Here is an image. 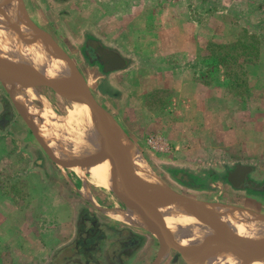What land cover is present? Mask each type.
<instances>
[{"label": "rangeland", "instance_id": "374dc122", "mask_svg": "<svg viewBox=\"0 0 264 264\" xmlns=\"http://www.w3.org/2000/svg\"><path fill=\"white\" fill-rule=\"evenodd\" d=\"M22 1L23 12L69 56L98 103L163 184L187 197L240 204L235 207L264 215V193L259 192L264 191V87L251 86L248 78H226L218 61L224 53L213 47L236 41L252 26L264 38V0ZM17 15L24 16L20 11ZM7 24L20 31L17 24ZM174 33L179 51L169 45L161 48L171 43L166 35ZM220 34L223 38L213 39ZM93 41L120 55L116 69L106 71L86 57ZM206 86L225 90L227 108L217 104L222 103L218 96L206 95ZM36 90L58 116L77 113L54 90ZM28 97L27 91H14L0 82V125L7 126L0 132V264L78 262L72 250L78 223L85 217L99 221L109 236L104 246L107 264H112V257L125 259L123 264H154L160 239L113 216L111 211L123 206L119 195L99 189L89 174L77 175L78 168H67L46 150L27 124L31 116L14 101ZM30 102L28 108L32 102L40 104L32 97ZM249 104L257 106L251 109ZM236 128L242 129L238 149ZM236 166L250 169L259 191L248 195L227 185V173ZM187 180L206 189L185 187ZM86 186L91 198L84 192ZM86 226L90 227L88 221ZM112 229H130L146 241L125 256L121 243L129 233L118 235ZM144 242V252L135 258ZM159 264L188 263L170 250Z\"/></svg>", "mask_w": 264, "mask_h": 264}, {"label": "bare ground", "instance_id": "6f19581e", "mask_svg": "<svg viewBox=\"0 0 264 264\" xmlns=\"http://www.w3.org/2000/svg\"><path fill=\"white\" fill-rule=\"evenodd\" d=\"M0 4L7 6L5 12L10 21L21 25V31H18L4 22V16L0 14V60L26 65L34 71L31 79L15 76V71L5 72L4 77L16 85L15 89L27 91L29 97L23 100L24 108L31 116V124L39 126L37 130L42 134L49 152L67 168H78L74 171L77 175L84 178L85 173L89 174L91 183L99 189L106 193L114 191L119 195L123 206L118 204L111 211L113 216L130 226L150 231L138 205L133 203L126 188L124 189L120 167L109 159H104L105 145L96 128L99 123L98 115L91 106L79 102L80 94L76 90L82 86L80 79L46 32L41 29L36 31L33 23L25 20V16L17 15V12L25 11L22 0H0ZM37 87L54 90L65 101H70L77 113L68 117L58 116L49 100L36 90ZM31 97L40 104L32 102L31 108H28ZM21 101L22 99L19 100ZM33 117L42 125L35 122ZM122 145L124 151L131 156L135 178L159 183L160 180L154 173L144 166L145 162L141 157L130 150L129 142L122 139ZM84 192L91 198L88 186ZM149 196L163 199L165 194L152 192ZM158 213L181 247L196 250L202 247L207 237L212 236L216 240L217 245L210 248L207 260L205 258L206 264H264V261H245L230 251L238 239L264 241L262 214L220 203L209 204L198 214L186 203L160 207Z\"/></svg>", "mask_w": 264, "mask_h": 264}, {"label": "water", "instance_id": "95a60500", "mask_svg": "<svg viewBox=\"0 0 264 264\" xmlns=\"http://www.w3.org/2000/svg\"><path fill=\"white\" fill-rule=\"evenodd\" d=\"M6 9L7 6L5 4H0V14L4 16V22L6 21V23L8 22L14 26H16L17 24L20 28L19 30L21 31V25L18 22L12 23L9 20V16L6 15L5 12ZM22 14L25 16V20H27V22L29 23L33 22L30 18L28 19V15L26 16V14L23 12ZM33 25L36 31H39V29H41L35 24V22H33ZM41 30L44 31L43 29ZM45 34H47L50 37L52 43L57 47L58 50L61 51L66 62L70 65L72 70L80 79L82 86L76 90L80 94L79 102L86 103L89 106H91L94 112H96V114L98 115L99 123L97 124L96 128L101 138L103 139L102 141L104 142L105 145L104 159H109L110 161H112L113 164H116L120 167L124 189L126 188V191L129 194L130 198L132 199L133 203L135 205H138V208L140 209V211L142 212V214L146 219L150 231L154 235H156L161 241V249L159 251L157 260L155 261L154 264H159L164 259L166 253L170 250H174L178 252L181 255V257L184 259V261L188 264H206V260H207V256L209 255L210 248L213 245H217L216 240L212 236L207 237L202 247L196 250L181 247L170 233L166 225V222L159 215L158 210L160 207L163 206L186 203L194 208L195 214H198L201 211H203L206 207H208L209 204L212 203L187 197L175 191L166 184H163L161 181L159 183H151L146 181H139L135 178V169L131 160V156L124 151L122 145V139L127 140L131 147L130 150H132L133 153L141 157V159L145 162L146 167L148 169H150L151 171L153 170L149 167L145 159L142 157L140 151L137 149L134 143L128 138L127 134L122 129V127L116 122L114 117L98 103V101L96 100V98L94 97V95L90 90L88 82L86 81L82 73L78 70V68L73 63V61L68 57V55L67 57L70 60L67 59L65 52L57 45L54 39L47 32ZM88 44L89 47L101 57V59L106 60L111 58L116 60H122L120 59L121 58L120 55H118L114 51L110 52L106 50L97 41H93L92 43H88ZM106 70H109L108 66H106ZM7 71H15V76H18L20 78L31 79L34 75L33 69L26 65L11 63L8 61H4L3 59L0 60V82H2L4 85L8 86L9 88L17 92L20 91L22 88L15 89L16 85L8 82V79L7 80L5 79L4 75L5 72ZM19 100L20 99L14 98L15 103L24 109V110L22 109L23 112L29 114L28 111L24 108L25 105H23V102L22 101L19 102ZM31 121L32 120L28 118L27 124L31 129V131L33 132V135L46 148V150H48V146L46 145L45 140L41 137L42 134L39 133L37 130V128L39 127H34L31 124ZM62 150H64V148H62ZM238 171L241 178H244L246 173L250 172V169L239 168ZM234 176L235 175H231L228 181L232 182ZM152 192H162L165 194V197L163 199L152 198L151 196H149V194ZM263 249H264V241H260V240L244 241L238 239L236 243H234V245L231 247L230 251L237 254L245 261L257 262V261H264V252H262Z\"/></svg>", "mask_w": 264, "mask_h": 264}, {"label": "flooded vegetation", "instance_id": "af4514ba", "mask_svg": "<svg viewBox=\"0 0 264 264\" xmlns=\"http://www.w3.org/2000/svg\"><path fill=\"white\" fill-rule=\"evenodd\" d=\"M106 50L113 52L111 49L104 47ZM86 57L89 58L90 61L96 63L99 67L106 70V66L109 69H116V65L119 64V61L116 59H101V57L95 53L91 48H88L85 51ZM93 59V60H92ZM107 71V70H106ZM116 71V70H114ZM239 168H247L245 166H236L231 171L227 173V177L225 178V182L231 188L236 190H242L246 192L248 195H251L252 191H259L255 187L257 183H255L254 179H252V173H246L244 178H241L240 174L238 173ZM248 169V168H247ZM238 173V174H237ZM231 175H235L232 182H229L228 179ZM182 183H185V179H179ZM188 184V185H187ZM236 184V185H235ZM184 185V184H183ZM190 189H206L205 186H195L191 184L188 180L186 183ZM264 188V187H263ZM260 193H264V191H259ZM235 206H241L240 204H234ZM245 207V206H244ZM252 209L253 207H248ZM87 221L90 223V227L86 226ZM130 226V225H129ZM115 234H120L119 232L123 233V231L128 232L129 236L126 241L122 242L121 244V251L123 255L129 256L128 249H136L140 245V241H146L144 235H139L137 232H134L130 229H112ZM127 230V231H126ZM75 248L72 251H75L74 257L76 255L79 257L78 262H73L72 259L67 260V263L70 264H100V262L110 263L107 261L105 257V243L109 240V236L103 230V227L99 221L94 218L85 217L84 220L78 223V237H77ZM77 259V258H76ZM117 257H112L111 262L112 264H123L125 259H119ZM123 260V262H122Z\"/></svg>", "mask_w": 264, "mask_h": 264}, {"label": "trees", "instance_id": "16d2710c", "mask_svg": "<svg viewBox=\"0 0 264 264\" xmlns=\"http://www.w3.org/2000/svg\"><path fill=\"white\" fill-rule=\"evenodd\" d=\"M213 47H217L220 52L224 53L218 58V61L226 71V78L230 80L231 78L233 80L246 78L245 80H247L248 67L257 65L260 61L261 53L264 50V38L254 32L244 30L236 41ZM6 127L1 124L0 132H4Z\"/></svg>", "mask_w": 264, "mask_h": 264}, {"label": "crops", "instance_id": "0c3cea01", "mask_svg": "<svg viewBox=\"0 0 264 264\" xmlns=\"http://www.w3.org/2000/svg\"><path fill=\"white\" fill-rule=\"evenodd\" d=\"M27 1V0H26ZM251 19L253 21H256V22H259L258 19L255 20L253 17H251ZM260 20V19H259ZM242 24L244 25V27H248V21L246 19H243L242 21ZM253 27V30L251 29V32H255V28L254 26ZM259 31V30H258ZM178 36V33H174V34H170V35H166V39H170L171 43L167 44L166 42L163 43L162 47L161 48H166L170 47V49H174L175 51H179V49L176 47V44L175 42L177 41V37ZM210 38H213V37H210ZM221 38H223V36L220 34L219 36L217 35L216 38H213L215 40H220ZM211 40V39H210ZM248 81L250 83L251 86L253 87H260V88H263L264 87V50L262 51L261 53V56H260V61L258 62L257 65H250L248 67ZM263 84V85H262ZM206 95H208L209 97H212V96H218V98L221 99L222 103H217L220 107H222L223 109L227 108V106L230 104L229 102L230 101H226L227 100V93H225V90H219L217 91L215 87H211V86H206ZM255 101V100H253ZM206 103H207V100H206ZM256 104H249L250 108L253 109L255 108ZM206 109H208V107H206ZM256 127V126H255ZM254 127V128H255ZM257 127H258V123H257ZM256 127L255 129V132H257L258 128ZM242 129H238L236 128L234 130V134H235V137H236V141H237V144H236V147L235 149H238L239 147L241 148L242 146H240V140L242 139ZM140 235V234H139ZM146 248V243L144 242V244L141 246L140 248V252H136L135 254V258H139V254L142 255V253L144 252ZM47 264H51V259L50 261L47 263Z\"/></svg>", "mask_w": 264, "mask_h": 264}]
</instances>
